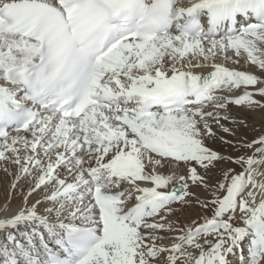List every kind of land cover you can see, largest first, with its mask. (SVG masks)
Instances as JSON below:
<instances>
[{"label":"snow or ice","instance_id":"snow-or-ice-1","mask_svg":"<svg viewBox=\"0 0 264 264\" xmlns=\"http://www.w3.org/2000/svg\"><path fill=\"white\" fill-rule=\"evenodd\" d=\"M241 61L264 0H0V264H264V133L221 123L264 110Z\"/></svg>","mask_w":264,"mask_h":264},{"label":"bare ground","instance_id":"bare-ground-1","mask_svg":"<svg viewBox=\"0 0 264 264\" xmlns=\"http://www.w3.org/2000/svg\"><path fill=\"white\" fill-rule=\"evenodd\" d=\"M209 69L205 68L201 71L207 72ZM257 75H261L264 77V74L257 71ZM230 117L233 119H246L248 123L247 128L239 127L231 121H221V123H224L225 126L232 127L236 130L237 136H244L247 137L249 140H251L254 137L259 136L261 133H264V110H256V111H248L242 107H238L235 105H230L229 109L227 110ZM215 127V126H214ZM221 135H225L221 133ZM226 139H235L234 137H229L225 135ZM239 171V169H237ZM218 178V177H217ZM194 191H199L197 189H193ZM5 190H3V185H0V203H3L5 200ZM200 212V209L196 206H193L192 208H186L185 211L178 212L176 215L180 219L181 222H185L189 220L190 218H194L198 213ZM0 236H2V233H0Z\"/></svg>","mask_w":264,"mask_h":264},{"label":"rangeland","instance_id":"rangeland-1","mask_svg":"<svg viewBox=\"0 0 264 264\" xmlns=\"http://www.w3.org/2000/svg\"><path fill=\"white\" fill-rule=\"evenodd\" d=\"M230 67H236L238 70H248V71H251V72H254L255 74H257V69L254 67V66H248L246 64H244L243 61H241V64L240 65H229ZM9 180H10V177H6L5 174L0 171V185H3V190H5V195L11 199V193H10V190L8 188V183H9ZM16 203H18V199H15V200H12V206L13 208L15 207ZM186 208L183 210L185 211ZM182 211H180V214Z\"/></svg>","mask_w":264,"mask_h":264}]
</instances>
